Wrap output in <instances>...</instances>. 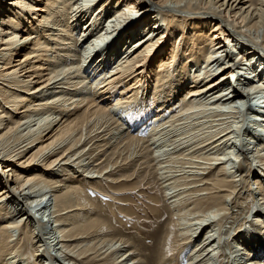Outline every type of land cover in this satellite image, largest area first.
<instances>
[{
	"label": "bare ground",
	"instance_id": "bare-ground-1",
	"mask_svg": "<svg viewBox=\"0 0 264 264\" xmlns=\"http://www.w3.org/2000/svg\"><path fill=\"white\" fill-rule=\"evenodd\" d=\"M237 99L264 116V0H0V264H264L262 241L231 248L251 208L264 240V140L239 158ZM106 176L159 183L156 245L158 222L133 240L104 220Z\"/></svg>",
	"mask_w": 264,
	"mask_h": 264
},
{
	"label": "rangeland",
	"instance_id": "rangeland-1",
	"mask_svg": "<svg viewBox=\"0 0 264 264\" xmlns=\"http://www.w3.org/2000/svg\"><path fill=\"white\" fill-rule=\"evenodd\" d=\"M137 16V15H136ZM139 18V17H138ZM127 23H128V21H127ZM126 23H124V25H125ZM131 26V25H130ZM127 27H128V25H127ZM130 28V27H129ZM132 28V27H131ZM129 29L128 31H132V29ZM125 29H127V28H125ZM80 31V30H79ZM148 31H150V30H148ZM148 31H146L145 33H144V35H146L147 33H148ZM133 41H136V39L135 40H133ZM240 46L242 45V44H239ZM123 53V52H122ZM246 62V61H245ZM198 69V68H197ZM196 69V70H197ZM195 70V71H196ZM257 100H258V98H257ZM256 101V100H255ZM243 103V101L242 100H240V99H237L236 100V102H235V106H237V107H239V110H240V112H238V113H240L241 114V116H242V118L239 116V118H237L236 120H235V125L232 123V125H234L233 127H232V129L234 130L233 131V136H234V141H236V147L239 149L238 151H237V153L238 154H242L243 155V153L244 154H246V153H248L247 152V150L246 149H244L245 147H247V146H243V138L245 137V136H247L246 134H248V133H252V135L254 136V132H256L258 135H257V137L258 138H260V140H264L263 138H264V130H262V127L263 126H261L260 124H258V123H264V116H262V115H260V114H258V112H257V110H256V105L255 106H253L252 105V109H248V108H245V109H242L240 106H239V104L238 103ZM257 102V101H256ZM259 102V101H258ZM260 103V102H259ZM224 105H226V104H224ZM224 105H223V107H224ZM213 109V108H212ZM208 109L207 110V112L205 113H201L200 114V116L201 115H205V114H207V113H211V111L212 112H214L215 111V109ZM245 110H247L248 112H251L252 110L254 111L253 112V114H250L249 115V113L248 112H245L244 113V111ZM196 111V110H195ZM194 111V112H195ZM201 111V110H200ZM229 111V110H228ZM227 110H223L222 112H228ZM191 113H192V111H190ZM189 111L186 113V114H184V116H182L183 118H185V117H187V116H191V115H195L194 113L193 114H191ZM198 112H199V110H198ZM198 112H195V113H198ZM247 113V114H246ZM252 113V112H251ZM129 117H128V116ZM126 116H124L125 118H123L122 120L124 121V120H127L126 122H128L129 121V123L130 122H132V119H133V116H134V114H132V115H129V114H127ZM186 115V116H185ZM244 115V116H243ZM152 116V115H151ZM199 115H197L196 117H198ZM254 117L255 116V120H254V118H251V117ZM150 117V116H149ZM149 117H148V119H149ZM138 118H141V116H138ZM240 118H241V121H240ZM245 118V119H244ZM249 118H251V119H249ZM259 118V119H258ZM263 119V120H262ZM141 120V119H140ZM144 121V120H143ZM236 121H238V122H236ZM244 123H243V122ZM125 122V121H124ZM247 122V123H246ZM252 123V124H251ZM255 123V124H254ZM244 124V125H243ZM168 125V124H167ZM237 125V126H236ZM166 126V125H165ZM170 126H172V125H170ZM170 126H166V128H164V130H163V127H162V129L160 128V130H158V135L160 134V132H164L165 131V129H170L171 127ZM178 126H179V124H178ZM179 127H181V126H179ZM240 127V128H239ZM158 128V127H157ZM156 128V129H157ZM257 128V129H256ZM156 131V130H155ZM154 131V132H155ZM254 131V132H253ZM181 133V134H180ZM263 133V134H262ZM182 134H184V133H182V131L180 132H178L177 134H176V136L177 137H175V138H183L184 136L182 135ZM179 136V137H178ZM183 136V137H182ZM159 138H160V136H158ZM172 137H170V138H168L169 140L171 139ZM251 138H252V136H251ZM189 139H191V138H187V139H185V141L184 142H187L188 141V143L190 144V142H193V141H195V140H197V139H191V141H189ZM249 139V138H248ZM254 139V138H253ZM163 141V139H162V137L159 139V141ZM239 140V141H238ZM241 140V141H240ZM252 140V139H251ZM160 141V142H161ZM168 143H169V141H167ZM231 143V142H230ZM242 143V144H241ZM255 143L256 144H258L259 143V141H257V140H255ZM255 143H251L252 145H254ZM164 144H166V142H164ZM250 145V144H249ZM182 146H184V145H181L180 147H182ZM154 147H156L155 148V150H157L158 148V146L157 145H155ZM172 147H174V146H172ZM172 147H170V148H172ZM241 149H240V148ZM244 147V148H243ZM252 147V146H251ZM89 147H87V149H88ZM169 148V150H167L168 148L166 147H164V149L167 151V152H163V153H165V156L162 158V160L163 159H168L169 157H171L172 156V154H170V153H174L175 152V150L173 151V149H170ZM249 148V147H248ZM235 150V148L233 149V150H231V151H234ZM250 151V150H249ZM252 151V150H251ZM228 152H230V151H228ZM235 152H236V150H235ZM254 152H255V149H253V155H254ZM167 153V154H166ZM237 154V155H238ZM242 155H241V157H239L241 160H243V157H242ZM248 156H249V158H250V160H253V156H252V152L250 153V155L248 154ZM167 157V158H166ZM104 159H101V161H103ZM234 160V159H233ZM100 162V161H99ZM106 162V161H105ZM105 162H103L102 163V165H100L99 166V168L101 167V166H104L106 163ZM256 162L257 161H255V164H256ZM120 163H121V165L123 164L122 162H121V159L119 160V163H118V165H120ZM254 164V163H253ZM254 164V165H255ZM105 167V166H104ZM127 166H125L124 168H126ZM121 168H122V170L124 169L123 168V166H120V167H118L117 169H116V171L117 172H119L120 170H121ZM117 172L116 173H114V174H112L111 175V177H115L116 176V174H117ZM59 173V175H62V173H60V172H57V174ZM179 174V173H178ZM91 175H99V174H91ZM103 176V175H102ZM60 177V176H59ZM111 177H109V180H108V178H107V176H106V178H104V180L102 181V179H97L98 181H96L97 183H96V190L98 191L97 192V194H95V193H93V194H95V197L97 198L98 197V201L100 202V205L103 207L104 206V208H106V209H108V210H106V209H104V216L105 215H109V216H106L105 218H104V220H108L107 222L108 223H112V224H114L115 223V226L116 227H118V228H120V229H122L123 231H122V233L123 234H125V235H123V236H125V237H128L130 234V236H131V238L133 239V238H135V239H133V240H136V239H143V238H145V236H146V234H147V232L148 231H150L151 229H152V226H153V228L154 227H156L157 225L156 224H158L159 223V225H158V231H157V234H156V232L154 231V234H153V238H154V242H155V245H156V243H157V240L160 238V236H161V234H160V232L163 230L162 228H163V224L166 222L167 223V221H169V216H170V214H169V211H168V209L166 208V204H167V201L165 200V198H163L164 197V195H163V189H162V191L159 189L160 188V185H159V183L158 182H156V181H154V183H153V181H150V180H148L147 182H148V184H146V180L145 181H142V180H140V179H132V180H125V182H124V185L123 184H120V185H122V187L124 188V189H122V190H125V191H122V190H120L119 191V189L117 188L118 187V185L119 184H117L116 182H114L113 181V183H112V178ZM117 177V176H116ZM263 178V177H262ZM100 180V181H99ZM102 181V182H101ZM129 181H131V182H129ZM99 182V183H98ZM120 183V182H119ZM122 183V182H121ZM152 183H153V185H152ZM156 183V184H155ZM145 184H146V186H145ZM263 184H264V181H263ZM144 185V186H143ZM152 185V186H151ZM156 187H155V186ZM155 187V188H154ZM256 187H257V184H256V181L254 182L253 181V183L251 184V186H250V189L253 191V192H255V197H257V201L255 200V204H257L258 205V201H259V199H261V195H260V193H259V189H256ZM127 188V189H126ZM142 188H143V190H142ZM148 188V189H147ZM154 188V190H151V189H153ZM156 191V192H155ZM159 191V192H158ZM136 192V193H135ZM117 193V195H119V196H117V195H115ZM262 193V192H261ZM101 194V195H100ZM259 194V195H258ZM155 196H157L156 198H155ZM160 196H162V198L160 197ZM159 197V198H158ZM161 198V199H160ZM159 199V200H158ZM163 199V200H162ZM107 200V201H106ZM252 199H250L249 201H251ZM130 201V202H129ZM136 201V202H135ZM160 201V202H159ZM107 203V204H106ZM34 205V207H35V210H34V217L37 219V220H41V216H42V214H40V213H38V212H40V211H44V206H45V203H41L40 205H38V206H36L37 204L35 203V204H33ZM33 205H29L30 206V211H32V209H33ZM122 207L123 208V210H124V208H127L126 209V211L124 210V212H118V210H116L117 209V207ZM115 208V209H114ZM156 208V209H155ZM163 209V210H162ZM106 210V211H105ZM111 210V211H110ZM131 210V211H130ZM108 211V212H107ZM111 213H110V212ZM117 211V212H116ZM249 211V210H248ZM247 210L245 211L246 212V214H247V212H248ZM162 212V213H161ZM48 214L49 213H45V223H47V219H49V217H47L48 216ZM111 214V215H110ZM159 214H161V216L159 215ZM246 214H244V215H242V217L240 218V220L238 221V224L235 226L236 227V231H238V232H242V231H244L245 229L247 230L242 236H241V242H243V243H238V240H234V241H232L231 242V248L232 247H234V249H233V251H235L237 248H243L244 246H243V244H245L246 246H252L253 244H254V242L255 241H262V242H264V240L263 239H261L260 238V236L258 235V232H256V230L258 229H260L261 228V222H258V218H257V209L256 208H251V211H250V214L248 213L247 215ZM114 215V216H113ZM156 215H158L159 216V218H157L158 216H156ZM249 215V216H248ZM43 217H44V215H43ZM111 217V218H110ZM116 217V218H115ZM217 218V217H219L218 215H212V218ZM243 218V219H242ZM218 219V218H217ZM153 220L155 221V224H153ZM159 220V221H158ZM161 220V221H160ZM42 221V220H41ZM251 221V222H250ZM158 222V223H157ZM165 223V224H166ZM229 223H232L231 221H229ZM264 224V221H263V223H262V227L264 226L263 225ZM160 225H162L161 227H160ZM222 226V225H221ZM221 226H217L216 228L218 229V230H215V231H213V232H216V233H219L218 231H220V234H221V231H224V227L225 226H223V227H221ZM227 228H229L230 227V225H227L226 226ZM36 229H38L37 227H35ZM160 230V231H159ZM209 230L210 229H208L207 231H205V233H203L202 235L203 236H205L206 234H208L209 233ZM145 232V233H144ZM257 233V234H256ZM129 234V235H128ZM133 234V235H132ZM134 234H137V236L136 235H134ZM205 234V235H204ZM126 235H128V236H126ZM222 235V234H221ZM156 236V237H155ZM262 236V235H261ZM137 237V238H136ZM142 237V238H141ZM204 238V237H203ZM223 240L222 241H224V240H226V238L224 239V238H222ZM217 241V240H216ZM242 244V245H241ZM42 248V247H41ZM65 251V250H64ZM226 251H227V253H228V255H230V257H231V255H232V261H234V264H240L239 262L240 261H242V262H244V261H246V260H249V259H252L251 257H248L249 255L248 254H244L242 257H240V256H237L236 257V253L235 252H231L232 250L231 249H229L228 247L226 248ZM41 252H43V251H41ZM59 252V251H58ZM50 254L52 255V257H53V254H55V255H57L56 254V251H51L50 252ZM49 254V255H50ZM187 254V253H186ZM185 254V255H186ZM55 255H54V257H55ZM220 255V252H219V254L218 255H215V253H213L212 255H211V257H215L214 258V260H213V262L214 263H218L219 262V260H218V256ZM59 257H61V253L60 254H58V258ZM48 258H49V260L50 261H52L51 259H50V256H48ZM261 259H264V258H261ZM43 261H44V259H43ZM59 261H61V262H64L63 261V259H61V258H59ZM45 262H47V261H45ZM55 262V261H54ZM241 262V263H242ZM48 263V262H47ZM21 264H27V262H23V263H21ZM49 264V263H48Z\"/></svg>",
	"mask_w": 264,
	"mask_h": 264
}]
</instances>
